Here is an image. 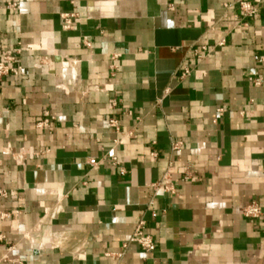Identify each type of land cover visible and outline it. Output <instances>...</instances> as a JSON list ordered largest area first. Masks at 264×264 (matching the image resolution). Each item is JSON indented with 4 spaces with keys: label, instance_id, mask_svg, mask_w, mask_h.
I'll return each mask as SVG.
<instances>
[{
    "label": "crops",
    "instance_id": "crops-1",
    "mask_svg": "<svg viewBox=\"0 0 264 264\" xmlns=\"http://www.w3.org/2000/svg\"><path fill=\"white\" fill-rule=\"evenodd\" d=\"M238 1L0 0V264H264V0Z\"/></svg>",
    "mask_w": 264,
    "mask_h": 264
},
{
    "label": "built area",
    "instance_id": "built-area-1",
    "mask_svg": "<svg viewBox=\"0 0 264 264\" xmlns=\"http://www.w3.org/2000/svg\"><path fill=\"white\" fill-rule=\"evenodd\" d=\"M239 9L243 16L245 17H252L257 12V5L251 1V0H239L238 1ZM9 8L12 10H18L19 4L17 2H11L9 3ZM74 17V14H64L63 15V27L65 29H74L75 24L72 20ZM223 42H221V45ZM213 49L209 47L208 45H200L193 48V53L198 61H202L205 59ZM21 53V50L18 49L15 52H9L6 53L2 58H0V79H2L5 76L9 75H21L24 71V68L22 64L19 62V55ZM191 68H185L182 72L181 76L185 77L188 76L191 73ZM76 76L73 75V77L68 81L69 85H72L75 83ZM261 78L255 79V85H260ZM63 84H60L59 87H63ZM217 112L219 115H222L224 113L223 108H218ZM215 122H217V119H215ZM110 126L115 128L116 130H119V125L117 120L111 119L110 120ZM37 128L40 129H52L51 125V119L45 118L42 121L38 122L36 124ZM181 145V142H176L173 144V149H178ZM114 162L117 163V157L113 158ZM90 163L92 165L97 164V160L91 159ZM155 186L159 185V183L154 184ZM164 189L166 191L174 192L175 188L172 182L170 181L169 177H165ZM6 193L2 190H0V195H5ZM261 206L257 201H252L250 204L244 207L243 214L247 217H259L261 215ZM130 242H136L139 244L140 247L145 249L148 252H151L155 249V242L154 238L151 234L147 233L145 230V222L140 221L138 226L136 227ZM120 255V254H119Z\"/></svg>",
    "mask_w": 264,
    "mask_h": 264
}]
</instances>
